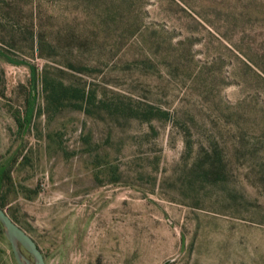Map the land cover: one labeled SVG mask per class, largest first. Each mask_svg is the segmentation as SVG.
I'll use <instances>...</instances> for the list:
<instances>
[{
    "label": "rangeland",
    "instance_id": "obj_1",
    "mask_svg": "<svg viewBox=\"0 0 264 264\" xmlns=\"http://www.w3.org/2000/svg\"><path fill=\"white\" fill-rule=\"evenodd\" d=\"M0 176L46 264H264V0H0Z\"/></svg>",
    "mask_w": 264,
    "mask_h": 264
},
{
    "label": "water",
    "instance_id": "obj_2",
    "mask_svg": "<svg viewBox=\"0 0 264 264\" xmlns=\"http://www.w3.org/2000/svg\"><path fill=\"white\" fill-rule=\"evenodd\" d=\"M0 223L9 241L13 257L17 264H30L18 250L21 245L33 258V264H46L43 256L32 237L20 227L0 206Z\"/></svg>",
    "mask_w": 264,
    "mask_h": 264
},
{
    "label": "trees",
    "instance_id": "obj_3",
    "mask_svg": "<svg viewBox=\"0 0 264 264\" xmlns=\"http://www.w3.org/2000/svg\"><path fill=\"white\" fill-rule=\"evenodd\" d=\"M3 177H1L0 176V187H1V184H2V182H3V179H2ZM0 206H1V204H0ZM2 207V206H1ZM10 216V215H9ZM11 217V216H10ZM12 218V217H11ZM13 219V218H12ZM14 220V219H13ZM15 221V220H14ZM16 222V221H15Z\"/></svg>",
    "mask_w": 264,
    "mask_h": 264
}]
</instances>
